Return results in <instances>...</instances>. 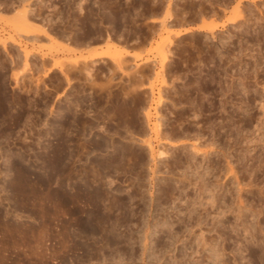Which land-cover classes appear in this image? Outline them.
<instances>
[{
  "label": "rangeland",
  "instance_id": "374dc122",
  "mask_svg": "<svg viewBox=\"0 0 264 264\" xmlns=\"http://www.w3.org/2000/svg\"><path fill=\"white\" fill-rule=\"evenodd\" d=\"M115 1L28 0L34 27L48 28L35 42L8 21L17 1L0 0V264H264V1L242 2L239 26L171 37L166 84L156 81L158 66L142 71L153 96L132 80L134 59L123 58V73L87 60V78L85 57L56 41L113 31L148 40L140 58L159 61L147 22L166 0ZM171 2L168 32L215 23L222 3ZM9 40L29 51V72ZM158 95L168 100L159 117L150 102ZM157 122L160 138L150 131ZM147 139L165 159L152 160Z\"/></svg>",
  "mask_w": 264,
  "mask_h": 264
},
{
  "label": "bare ground",
  "instance_id": "6f19581e",
  "mask_svg": "<svg viewBox=\"0 0 264 264\" xmlns=\"http://www.w3.org/2000/svg\"><path fill=\"white\" fill-rule=\"evenodd\" d=\"M17 1V4L15 5L16 7H18L16 10L14 9H12L14 12H13V15H12V17L8 20L10 23H11V25H12V28L14 29H16V32H18V31H22V32H24L27 36H25L26 37V39L28 40V41H30V40H35V42H36V40H37V37H38V39L40 38L41 39V36L43 35L44 37H47V31H48V28L46 27V28H43V26L45 27V25H42L41 26V28H35L34 27V25L33 24H35V25H37L36 23H35V21H33L32 19L34 18L33 16H34V9H32L29 5L30 4H28V0H16ZM94 1V0H93ZM108 1V0H107ZM117 1V0H116ZM115 1V2H116ZM155 0H153V2H154ZM158 1H160V0H157V1H155L157 4H159L160 5V3L158 2ZM164 1V0H163ZM172 0H166V3H165V1L164 2H162V3H165V5L164 6H162L163 7V10H162V13H160V15H156V16H154L155 15V13L153 14L152 12L154 11H150V13H152L153 14V16H151L149 19H148V22L147 23H149L150 25H146L147 26V28L149 29V28H154V30L152 31L151 30V33L152 34H155V33H158V34H155L156 36L157 35H159V38H160V41H159V44H158V42H156V45L158 44V46L156 47V50H157V52L159 53V56L158 57H160V59H159V61H153V59H152V61L150 60V58H145V59H143V58H140V56H139V54H137L138 56H135L136 54H134V56H135V58H134V60H135V64L133 65L134 67H129V68H131V69H133V72H131V73H133L134 75L133 76H135L136 74V76L138 77V79H132L133 81L135 80H137L138 82H139V85H138V89L139 88H141V86L142 87H144V89H145V86L150 90V93H148V94H151V92H152V96H153V85H151L148 81V83L149 84H144V83H146L145 81H144V79H145V75L142 73V71H144V69L143 68H145L147 65H149L150 64V67H146L147 69L149 68H151L150 70H154V68L155 67H159V71L157 72V71H155L154 70V76H156V81H157V79L159 80V83L163 86L164 84H166L165 83V76L163 75V73L165 72L163 69H165L166 68V66H167V63L169 62V60H170V57H172V56H170L171 55V52H170V50H169V45L171 44V42H172V38L171 37H173V40H174V38L176 39V38H178V40H179V38L180 37H182V36H185V35H187V34H191V33H202V35H204V37H205V35L207 36V34L208 35H210V34H213V32L215 33V31L216 30H222V29H225V28H229V27H232V26H239L240 24H241V22L242 21H245V15H244V13H245V8L244 7H241V4H242V2H250L251 4H253V6L254 5H256V1H262V0H221V2L222 3H220V6L221 7H219L220 9H219V11H215V23L214 22H211V23H207V22H205V21H202L201 22V20L202 19H200V25H197L196 27L194 26V28H191V27H183V29H181V30H177V31H167V28L169 27L168 26V24H170V23H172L173 24V22H174V20H175V17L173 16V13L174 12H171V5H172V2H171ZM185 1V0H184ZM217 1H219V0H217ZM264 1V0H263ZM103 2V1H102ZM150 2V1H149ZM152 2V3H153ZM155 2H154V4H155ZM79 3V2H78ZM82 3V2H81ZM124 3H126V2H124ZM193 3V2H192ZM258 3V2H257ZM5 4V3H4ZM8 4V3H7ZM10 5H13L12 3H9ZM83 4V3H82ZM82 4H79L80 6L82 5ZM94 4V3H93ZM96 4V3H95ZM103 4V3H102ZM151 3H149V5H150ZM153 4V5H154ZM189 4V3H188ZM194 4V3H193ZM196 4H199V3H196ZM126 4H124V6H125ZM153 5H151V6H153ZM183 5V4H182ZM8 6V5H7ZM14 6V5H13ZM49 6V5H48ZM98 6H100V8L102 9V7H101V5H98ZM158 6V5H157ZM15 7V8H16ZM75 7V6H74ZM82 7V6H81ZM95 7H97V5L95 6ZM120 7V6H119ZM127 7V6H126ZM133 7V6H132ZM141 7V6H140ZM154 7V6H153ZM159 7V6H158ZM162 7H159V9L160 8H162ZM182 7V6H181ZM202 7V6H201ZM11 8H12V6H11ZM77 10H79V9H81L80 7L78 8V5H77ZM189 8V7H188ZM244 8V9H243ZM19 9H20V11H19ZM118 9V8H117ZM139 9H141V8H139ZM175 9V8H174ZM201 9V8H200ZM76 10V9H75ZM98 10V9H97ZM96 10V11H97ZM106 10V9H105ZM197 10V9H196ZM212 10V9H211ZM68 11V10H67ZM82 11L83 10H81V16H82ZM88 11V10H87ZM103 12H104V10H102ZM137 11V10H136ZM192 11V10H191ZM194 11V10H193ZM199 11V10H198ZM56 12H57V9H56ZM59 12V11H58ZM57 12V14L56 15H58L59 13ZM61 12V11H60ZM79 12V11H78ZM84 12V11H83ZM106 12V11H105ZM104 12V13H105ZM156 12V11H155ZM204 12V11H203ZM5 13V12H4ZM9 13V12H8ZM80 13V12H79ZM96 13V12H95ZM102 13V12H101ZM101 13H99V14H101ZM110 13V12H109ZM121 13H122V11H121ZM125 13V12H124ZM136 13V12H135ZM140 13H141V10H140ZM140 13H138V11H137V13H136V17L138 16L137 14H140ZM143 13V12H142ZM179 13V12H178ZM183 13V12H182ZM210 13V12H209ZM60 14H62V13H60ZM60 14H59V16H60ZM103 14V13H102ZM147 14H149V13H147ZM151 14V15H152ZM157 14H159L158 12H157ZM190 14V13H189ZM203 14V13H202ZM204 14H205V12H204ZM8 15V14H7ZM80 15V14H79ZM95 15H97V14H95ZM109 15V14H108ZM120 15V14H119ZM124 15H126V14H124ZM124 15H123V13H122V17H124ZM130 14H128V16H129ZM133 15V14H132ZM211 15V14H210ZM209 15V16H210ZM142 16H144V15H142ZM199 16H201V14L199 15ZM212 16V15H211ZM36 17H38V16H36ZM35 17V18H36ZM49 17H51V16H49ZM89 17V16H88ZM93 17V16H92ZM95 17V16H94ZM93 17V18H94ZM98 17V16H97ZM130 17V16H129ZM132 17V16H131ZM146 17V16H145ZM195 17H197L196 15H195ZM203 17V16H202ZM32 18V19H31ZM111 18H112V16H111ZM135 18V17H134ZM138 18V17H137ZM144 18V17H143ZM262 17H260V19H261ZM264 18V17H263ZM56 19V18H55ZM59 19V18H58ZM58 19H56V20H58ZM74 19L75 18H73V21H74ZM99 19H100V16H99ZM99 19H97V20H99ZM129 19V18H128ZM131 19V18H130ZM139 19H140V17H139ZM141 19H142V17H141ZM177 19V18H176ZM198 19V18H197ZM197 19H195V20H197ZM204 19V18H203ZM43 20V19H42ZM48 20V19H47ZM121 20V19H120ZM133 20V19H132ZM181 20V19H180ZM192 20H193V18H192ZM199 20V19H198ZM217 20H218V22H217ZM72 21V22H73ZM96 21V20H95ZM142 21V20H141ZM179 21V20H178ZM190 22H191V19L189 20ZM41 22H43V21H41ZM50 22H55V20H53V21H51L50 20ZM62 22V21H61ZM99 22V24H100V21H98ZM98 22H97V24H98ZM122 22V21H121ZM176 22V21H175ZM183 22H184V20H183ZM187 22V21H186ZM194 22V21H193ZM59 23V22H58ZM63 23V22H62ZM61 23V24H62ZM76 23H77V21H76ZM134 23V22H133ZM146 23V22H145ZM145 23H142V24H145ZM178 23V22H177ZM180 23H181V21H180ZM179 23V25H181ZM188 23V22H187ZM186 23V24H187ZM42 24V23H41ZM57 24V23H56ZM70 24V23H69ZM90 24H92V23H90ZM105 24V23H104ZM151 24H152V26H151ZM184 24V23H183ZM108 25H109V23H108ZM107 25V26H108ZM110 25H112L111 23H110ZM153 25H156V26H153ZM176 25V24H175ZM178 25V26H179ZM40 26V25H39ZM72 26V25H71ZM70 26V27H71ZM150 26V27H149ZM168 26V27H167ZM190 26V25H189ZM242 26V25H241ZM50 27V26H49ZM74 27V26H73ZM75 27H76V25H75ZM97 27H99V26H97ZM109 27H111V26H109ZM155 27H156V29H155ZM158 27V28H157ZM171 27V26H170ZM172 27H173V25H172ZM171 27V28H172ZM264 27V26H263ZM94 28V27H93ZM111 28H113V26L111 27ZM125 28V27H124ZM124 28H123V30H124ZM104 30H105V28H104ZM112 30H114V29H112ZM81 31V30H80ZM125 31V30H124ZM150 31V30H149ZM106 32V31H105ZM116 32V31H115ZM147 32H148V30L146 31V34H147ZM35 33H41V36L39 37V36H37V35H39V34H35ZM72 33V32H71ZM102 33V32H101ZM110 34H112L113 33V31H112V33L111 32H109ZM105 34L106 35V41H111L112 42V39H111V35L110 34ZM125 33V32H124ZM133 33V32H132ZM50 34V33H49ZM131 34V33H130ZM149 34V36L151 37V35H150V32L148 33ZM164 34H166V35H164ZM260 34V33H259ZM36 35V36H35ZM65 35V34H64ZM133 35V34H132ZM138 35V34H137ZM141 35V34H140ZM172 35V36H171ZM42 36V37H43ZM99 36H101L99 33H88L87 34V36H83V38H81V39H79V38H77L76 36V39H79V42L81 41H84V40H92V39H96V38H98ZM118 36V35H117ZM143 37H145L144 35H142ZM141 36V37H142ZM148 36V37H149ZM259 36V35H258ZM24 37V38H25ZM43 37V38H44ZM61 37V36H60ZM66 37V36H65ZM68 37V36H67ZM120 37H121V35H120ZM130 37V36H129ZM135 37V36H134ZM149 37V38H150ZM48 38V37H47ZM46 38V39H47ZM59 38V37H58ZM70 38H72L71 36L69 37V41L71 40ZM101 38V37H100ZM102 38H103V36H102ZM101 38V39H102ZM105 38V37H104ZM103 38V39H104ZM122 38V37H121ZM137 38V37H136ZM135 38V39H136ZM146 38V37H145ZM152 38V37H151ZM158 38V39H159ZM208 38V37H207ZM39 39V40H40ZM65 39V38H64ZM68 39V38H67ZM74 39V38H73ZM115 39H116V37H115ZM142 39V38H141ZM148 39V38H147ZM38 40V41H39ZM99 40V39H98ZM97 40V41H98ZM118 41H119V39H117ZM152 40V39H151ZM103 41V40H102ZM116 41V40H115ZM138 41H139V43H140V46H141V43H145L146 41L148 42V40H146L145 41V39H144V41L142 40H139L138 39ZM158 41V40H157ZM264 41V40H263ZM9 42H11L12 44H14L16 47H19L20 48V50H19V48H18V50L22 53V60H24V62H23V68H25L28 72L30 71V69L31 68H29V65H28V62H27V60H28V58H30L29 57V51H27L26 49H24V48H22L21 47V45L18 43V42H16V41H14V40H9ZM77 41H75V43H76ZM80 42V43H81ZM86 43H88L89 44V42H91L92 43V41H89V42H87V41H85ZM100 42V41H99ZM135 42H137L136 40H135ZM146 42V43H147ZM152 42V41H151ZM45 43V42H44ZM74 43V42H73ZM113 43V42H112ZM150 43V42H149ZM0 44L3 46V48L5 47V46H7V45H3V43L2 42H0ZM81 44H83V42L81 43ZM80 44V45H81ZM99 44V43H98ZM102 44H104V42L102 43ZM177 44V43H176ZM181 44V43H180ZM179 44V45H180ZM90 45V44H89ZM131 45V44H130ZM138 45V44H137ZM1 46V47H2ZM75 46V45H74ZM86 47V46H85ZM84 47V48H85ZM89 47V46H88ZM142 47H144V46H142ZM135 48H136V46H135ZM138 48H140V47H138ZM141 49V48H140ZM145 49V48H144ZM3 50H5V49H3ZM134 50V49H133ZM18 51V52H19ZM68 51V50H67ZM72 51H73V49H72ZM136 52V51H135ZM140 52H143V51H140ZM150 52V51H149ZM155 52V51H154ZM17 53V52H16ZM98 53V52H97ZM6 54V53H5ZM9 54V53H8ZM7 54V55H8ZM40 54V53H39ZM94 54H96V52L94 53ZM101 54H103L105 57H107V58H109L110 60V62L114 65V67L116 68L115 70L117 71V70H119L120 72H122L123 73V69H124V66H123V63L125 62H123V58L124 57H126V55H127V52L125 51V49H123V50H118V49H116V47L115 48H113V46H110V45H108L107 46V48H106V50L103 52V53H100L99 55H101ZM143 54V53H142ZM12 55V54H11ZM17 55V54H16ZM38 55V54H37ZM42 55H44V54H42ZM174 55V54H173ZM20 56V57H21ZM34 56V55H33ZM10 57V56H9ZM15 57V56H14ZM13 57V58H14ZM18 57H19V53H18ZM18 57H17V59H18ZM45 57V56H44ZM89 57V56H88ZM87 57V58H88ZM154 57V56H153ZM152 57V58H153ZM82 58H83V56H82ZM87 58L85 57L84 59H82V61H84L83 63H82V65H83V67L81 68V70H79V71H84V69H85V75L84 76H86L87 78L88 77H91V73H90V71H89V69L88 70H86L87 68H84L85 66H86V62H87ZM8 59V58H7ZM16 59V58H15ZM43 58H40V60H42ZM49 59V58H48ZM49 60H51V59H49ZM124 60H125V58H124ZM147 60H149V61H147ZM79 61V60H78ZM91 60H89V62H90ZM127 61V60H126ZM78 62H77V59H75V60H72L71 61V64L73 65H76ZM127 63V62H126ZM125 63V64H126ZM171 63V62H170ZM63 64V63H62ZM62 64L58 61H54V62H52V64H51V66H50V68L51 69H55L56 71L58 70V71H60V72H62ZM79 64H81V63H79ZM85 64V65H84ZM88 64V63H87ZM90 64V63H89ZM48 65H49V63H48ZM81 65V66H82ZM127 65V64H126ZM80 66V65H79ZM91 66V65H90ZM89 66V67H90ZM152 66V67H151ZM42 67H43V65H42ZM87 67V66H86ZM108 68H110V66L108 67ZM112 68V67H111ZM127 68V67H126ZM113 69V68H112ZM114 70V69H113ZM112 70V71H113ZM113 71L112 72V75H113V73L114 72H116V71ZM150 70H149V72H150ZM148 71V70H147ZM151 71V72H152ZM164 71V72H163ZM66 72V71H65ZM129 72V71H128ZM150 72V73H151ZM110 73H111V70H110ZM141 73H142V75H141ZM147 73V72H146ZM145 73V74H146ZM149 73V74H150ZM152 73V74H153ZM46 74V73H45ZM109 74V73H108ZM115 74V73H114ZM129 74H130V72H129ZM129 74H127V75H129ZM148 74V73H147ZM67 75V74H66ZM81 75V74H80ZM130 76H132V74H130ZM135 76V77H136ZM147 76V75H146ZM148 76H151V75H148ZM211 77V76H210ZM214 78V77H213ZM15 79H16V77H15ZM39 79V78H38ZM146 79L148 80V78L146 77ZM145 79V80H146ZM172 79V78H171ZM205 79V78H204ZM109 80V79H108ZM129 80V79H128ZM211 80V79H210ZM136 81V82H137ZM142 81L144 82V83H142ZM208 81H209V78H208ZM214 81V80H213ZM90 82V81H89ZM109 82H110V80H109ZM135 82V83H136ZM137 82V83H138ZM202 82V81H201ZM212 82V81H211ZM214 83V82H213ZM132 84V83H131ZM143 84V85H142ZM194 84H196V83H194ZM210 84V83H209ZM111 85V84H110ZM191 85V84H190ZM189 85V86H190ZM130 86V85H129ZM134 87V89L137 87L136 85L135 86H133ZM130 88V87H129ZM164 88V87H163ZM198 88V87H197ZM137 89V90H138ZM130 90V89H129ZM136 90V89H135ZM134 90V91H135ZM167 90V89H166ZM132 91V90H131ZM139 91V90H138ZM157 91V90H156ZM168 91V90H167ZM209 91V90H208ZM143 92V91H142ZM145 92V91H144ZM197 92V91H196ZM131 93V92H130ZM147 93V92H146ZM169 93V92H168ZM181 93V92H180ZM199 93V92H198ZM214 93V92H213ZM119 94H120V92H119ZM126 94V96H127V92L125 93ZM125 94H123V95H125ZM156 94H160V92H157ZM203 94V93H202ZM110 95V94H109ZM133 95V94H132ZM150 95V96H151ZM195 95V94H194ZM193 95V96H194ZM129 96V95H128ZM130 96H131V94H130ZM134 96V95H133ZM137 96H139V95H137ZM173 96V95H172ZM175 96V95H174ZM186 96V95H185ZM110 97V96H109ZM132 97V96H131ZM157 98H156V100H153V98L152 99H150L151 101V103H152V105H154L153 106V112H154V115H158V112L159 111H157V109H162V107H164L165 106V103H166V101H168V100H166L165 98H164V96H161V95H158V96H156ZM180 97V96H179ZM178 97V98H179ZM168 98H169V96H168ZM172 98V97H171ZM178 98H177V100H178ZM184 98V97H183ZM205 98V97H204ZM140 99H141V97H140ZM148 99V98H147ZM188 99V98H187ZM143 100H144V97H143ZM107 101V100H106ZM139 101V100H138ZM179 101V100H178ZM125 102V101H124ZM143 102V101H142ZM183 102V101H182ZM186 102V101H185ZM147 103V102H146ZM190 103V102H189ZM210 103V102H209ZM107 104V103H106ZM145 104V103H144ZM143 104V105H144ZM174 104V103H173ZM179 104V103H178ZM109 105V104H108ZM151 105V104H150ZM176 105V104H175ZM210 105V104H209ZM147 106V105H146ZM151 107V106H150ZM144 108V107H143ZM147 108H149V107H147ZM210 108V107H209ZM112 110V109H111ZM201 111V110H200ZM111 112V111H110ZM160 113V112H159ZM109 114V113H108ZM111 114H112V112H111ZM138 114H140V113H138ZM150 114V113H149ZM149 114H147V117L146 118H148V115ZM145 115H146V113H145ZM155 116V117H156ZM160 116H161V114H160ZM110 117V116H109ZM108 117V118H109ZM154 117V116H153ZM157 117H159V116H157ZM184 118H185V116H183ZM159 120H161V119H159ZM156 122V121H155ZM159 123L157 122V124L154 126V128H152L150 131H151V133H153L155 136H156V138H158L159 137V134H161V133H159V127L161 126H159L158 125ZM161 124V123H160ZM149 131V132H150ZM159 133V134H158ZM144 134V133H143ZM163 134V133H162ZM161 134V135H162ZM146 135V134H145ZM166 136H167V134H166ZM148 137V136H147ZM161 137V136H160ZM159 137V138H160ZM172 137V136H171ZM167 138V137H166ZM175 138V137H174ZM180 138V137H179ZM178 138V139H179ZM148 140V139H147ZM150 140V139H149ZM144 141L147 145L146 146H148L149 147V151L151 152V155H152V160H155V157L157 156L158 157V159L159 160H163V159H165V154H166V152L164 153V151L163 152H161V151H159V153H157L156 154V156L154 157L153 155H154V153H153V149H152V146H151V144H150V141ZM154 140H155V137H154ZM156 140H158V139H156ZM169 140V139H168ZM173 140V139H172ZM171 140V141H172ZM167 141V140H166ZM171 141H169L170 142V144H172V146L173 145H175L176 143L174 142H171ZM174 141H177V138H176V140L174 139ZM179 141V140H178ZM181 141V140H180ZM159 142V141H158ZM168 142V141H167ZM79 145V144H78ZM180 145V144H179ZM170 146V145H169ZM176 146V145H175ZM181 146V145H180ZM199 146V145H198ZM198 146L197 145H195V144H192L191 145V150H192V152L196 155V154H198V153H203V154H205V152L204 151H202L200 148H198ZM163 148H164V146H162ZM166 147V146H165ZM171 147V146H170ZM177 147H179V146H177ZM182 147V146H181ZM201 147V146H200ZM84 148V147H83ZM206 148V147H205ZM209 148V147H208ZM158 150V149H157ZM191 152V153H192ZM135 155V154H134ZM192 156V155H191ZM151 157V156H150ZM186 158V157H185ZM193 159V158H192ZM116 165V164H115ZM54 166V165H53ZM230 167V166H229ZM230 171H231V169H230ZM152 173H154L153 171H152ZM236 183H238V185H239V182H236ZM200 187V186H199ZM84 188V187H83ZM200 188H202V187H200ZM198 189V188H197ZM79 190H81V189H79ZM78 191V190H77ZM82 191V190H81ZM80 192V191H79ZM83 192V191H82ZM78 193V192H77ZM88 193V192H87ZM167 193V192H166ZM199 193V192H198ZM57 196H59V195H57ZM90 197V196H89ZM94 197V196H93ZM71 202V201H70ZM211 204V203H210ZM115 205V204H114ZM107 210H108V208H106ZM81 211V210H80ZM100 211V210H99ZM105 211V210H104ZM102 212V211H101ZM103 213V212H102ZM108 221V220H107ZM88 222V221H87ZM105 223V222H104ZM89 224H91V223H89ZM88 224V225H89ZM103 224V223H102ZM82 225V224H81ZM87 226V225H86ZM84 227V226H83ZM86 230H88V228L86 229ZM91 230V229H90ZM89 230V231H90ZM95 230V229H94ZM105 230V229H104ZM91 232V231H90ZM93 232V231H92ZM91 232V233H92ZM95 234V233H94ZM103 235V234H102ZM109 237V236H108ZM107 237V238H108ZM105 238V237H104ZM106 238V242L105 241H103V243L105 242L106 244H107V246H110V245H117V243L119 242V240L117 241V240H115V239H107ZM101 239H103V238H101ZM104 243V244H105ZM94 244V243H93ZM103 244V245H104ZM118 245H119V243H118ZM117 245V247H119ZM95 246V245H94ZM99 247V246H98ZM116 247V246H115ZM101 249V248H100ZM116 249H118V248H116ZM118 251V250H117ZM116 254H118V253H116ZM131 255H132V253H131ZM130 255V256H131ZM44 259V258H43ZM104 261H105V259H104ZM112 261H113V259H112ZM114 264H119L118 262H116V263H114Z\"/></svg>",
  "mask_w": 264,
  "mask_h": 264
},
{
  "label": "crops",
  "instance_id": "0c3cea01",
  "mask_svg": "<svg viewBox=\"0 0 264 264\" xmlns=\"http://www.w3.org/2000/svg\"><path fill=\"white\" fill-rule=\"evenodd\" d=\"M6 16H9V14L6 15ZM197 25H200V22H198V23H196L194 25H191V26L188 25V26H185V27H187V28L188 27L194 28V26L196 27ZM181 29H183V27H175V29H173V30L177 31V30H181ZM105 34L106 35L108 34L107 31L104 32L101 36H99L96 39L82 41L83 44H81L82 42L80 41L81 42L80 43L79 42V39H76L75 36H73L72 38H70L71 39L70 41H69V37L70 36L67 37L66 35H61L60 34V35H57L55 38H57L56 39L57 43L62 44L64 46H67L68 48H71L74 51H77L78 54H82L81 56H83V57H86L87 58L89 56L87 58V60H91V62H95V63H99V64H103V63H105L106 60H110L109 58L105 57L103 54L99 55L100 53H103L106 50V48H107L108 45H114L116 47V49H119V50L125 49V51L127 52V55L126 56H128L127 59H130V60H133L135 58V56H138L137 54H139V56H141L140 54H142V53L144 54L145 51L149 48V45L147 43H141V46H140V43H139L138 40H136L137 42H135V40H128V41H126L125 39H122L121 37H118V36L114 35L113 33L112 34L109 33L111 35V39H112V42H113L112 43L111 41H106V35ZM102 36H103V38L104 37L105 38L103 39ZM115 37H116V39H115ZM117 39H119V41ZM75 41H77V42L75 43ZM85 41H87V42L92 41V43L89 42V44H90L89 45ZM103 42H104V44H102ZM44 44H49V42H45ZM135 46H136V48H135ZM142 46H144V47H142ZM138 47H140L141 49L138 48ZM140 51H143V52H140ZM95 52H96V54H94ZM134 54H136V55L134 56ZM142 58L145 59V57H142Z\"/></svg>",
  "mask_w": 264,
  "mask_h": 264
}]
</instances>
